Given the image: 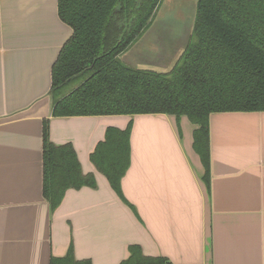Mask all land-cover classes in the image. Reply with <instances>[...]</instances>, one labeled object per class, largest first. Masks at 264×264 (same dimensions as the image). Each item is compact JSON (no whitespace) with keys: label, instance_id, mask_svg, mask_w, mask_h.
Masks as SVG:
<instances>
[{"label":"crops","instance_id":"obj_1","mask_svg":"<svg viewBox=\"0 0 264 264\" xmlns=\"http://www.w3.org/2000/svg\"><path fill=\"white\" fill-rule=\"evenodd\" d=\"M72 34L58 0H0V264H122L134 247L170 264H264V111L211 114L208 175L187 116H52V69ZM46 119L96 181L56 209L43 191ZM130 122L120 195L91 154Z\"/></svg>","mask_w":264,"mask_h":264},{"label":"trees","instance_id":"obj_2","mask_svg":"<svg viewBox=\"0 0 264 264\" xmlns=\"http://www.w3.org/2000/svg\"><path fill=\"white\" fill-rule=\"evenodd\" d=\"M162 0H58L73 29L52 69V116L170 114L196 125L193 147L210 170V116L264 111V0H198L193 35L168 72L126 64L120 54L149 29ZM131 122L110 127L91 160L122 195ZM44 196L53 209L70 188L95 186L72 144L57 145L44 121ZM52 264H90L69 255ZM122 264H170L132 248Z\"/></svg>","mask_w":264,"mask_h":264},{"label":"rangeland","instance_id":"obj_3","mask_svg":"<svg viewBox=\"0 0 264 264\" xmlns=\"http://www.w3.org/2000/svg\"><path fill=\"white\" fill-rule=\"evenodd\" d=\"M197 1L162 0L149 29L120 54L122 61L159 72L171 70L193 35Z\"/></svg>","mask_w":264,"mask_h":264},{"label":"water","instance_id":"obj_4","mask_svg":"<svg viewBox=\"0 0 264 264\" xmlns=\"http://www.w3.org/2000/svg\"><path fill=\"white\" fill-rule=\"evenodd\" d=\"M184 50H185V49H184ZM184 50H183V51H184ZM182 53H183V52H181V54H182ZM181 54L179 55V57L181 56ZM178 59H179V58H178ZM178 59H177V60H178ZM177 60H176V62H177ZM169 71H170V70H169Z\"/></svg>","mask_w":264,"mask_h":264}]
</instances>
